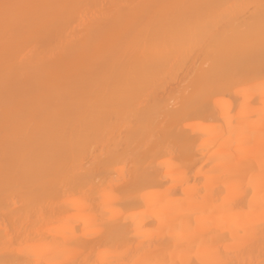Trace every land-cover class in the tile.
<instances>
[{
	"label": "bare ground",
	"instance_id": "obj_1",
	"mask_svg": "<svg viewBox=\"0 0 264 264\" xmlns=\"http://www.w3.org/2000/svg\"><path fill=\"white\" fill-rule=\"evenodd\" d=\"M0 264H264V0H0Z\"/></svg>",
	"mask_w": 264,
	"mask_h": 264
}]
</instances>
